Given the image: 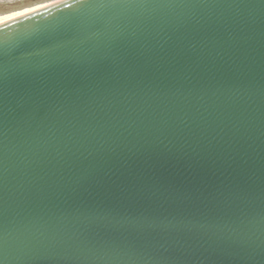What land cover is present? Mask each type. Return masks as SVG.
Returning a JSON list of instances; mask_svg holds the SVG:
<instances>
[{"label":"water","instance_id":"1","mask_svg":"<svg viewBox=\"0 0 264 264\" xmlns=\"http://www.w3.org/2000/svg\"><path fill=\"white\" fill-rule=\"evenodd\" d=\"M0 264H264V0L0 14Z\"/></svg>","mask_w":264,"mask_h":264},{"label":"rangeland","instance_id":"2","mask_svg":"<svg viewBox=\"0 0 264 264\" xmlns=\"http://www.w3.org/2000/svg\"><path fill=\"white\" fill-rule=\"evenodd\" d=\"M46 0H0V14Z\"/></svg>","mask_w":264,"mask_h":264}]
</instances>
